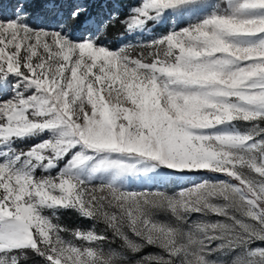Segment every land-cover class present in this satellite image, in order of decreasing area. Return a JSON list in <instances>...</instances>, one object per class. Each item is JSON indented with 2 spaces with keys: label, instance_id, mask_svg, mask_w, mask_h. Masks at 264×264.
Masks as SVG:
<instances>
[{
  "label": "snow or ice",
  "instance_id": "6c2138e0",
  "mask_svg": "<svg viewBox=\"0 0 264 264\" xmlns=\"http://www.w3.org/2000/svg\"><path fill=\"white\" fill-rule=\"evenodd\" d=\"M0 264H264V0H0Z\"/></svg>",
  "mask_w": 264,
  "mask_h": 264
},
{
  "label": "rangeland",
  "instance_id": "374dc122",
  "mask_svg": "<svg viewBox=\"0 0 264 264\" xmlns=\"http://www.w3.org/2000/svg\"><path fill=\"white\" fill-rule=\"evenodd\" d=\"M198 177H189V179L195 180ZM62 220L64 223L68 225H75V224H82V225H88L90 222L87 220H83L82 218H79L75 213L73 212H64L62 213Z\"/></svg>",
  "mask_w": 264,
  "mask_h": 264
},
{
  "label": "trees",
  "instance_id": "16d2710c",
  "mask_svg": "<svg viewBox=\"0 0 264 264\" xmlns=\"http://www.w3.org/2000/svg\"><path fill=\"white\" fill-rule=\"evenodd\" d=\"M113 31H115V30H113Z\"/></svg>",
  "mask_w": 264,
  "mask_h": 264
}]
</instances>
